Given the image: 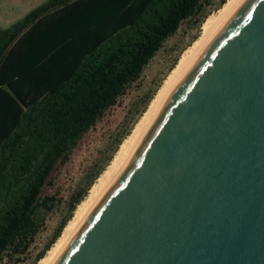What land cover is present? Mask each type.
<instances>
[{
  "label": "water",
  "instance_id": "1",
  "mask_svg": "<svg viewBox=\"0 0 264 264\" xmlns=\"http://www.w3.org/2000/svg\"><path fill=\"white\" fill-rule=\"evenodd\" d=\"M52 264H264V0L226 15Z\"/></svg>",
  "mask_w": 264,
  "mask_h": 264
},
{
  "label": "trees",
  "instance_id": "2",
  "mask_svg": "<svg viewBox=\"0 0 264 264\" xmlns=\"http://www.w3.org/2000/svg\"><path fill=\"white\" fill-rule=\"evenodd\" d=\"M208 2L45 0L0 26V263L28 249L55 206L48 188L56 171ZM106 165L70 196L67 214L28 264L46 255Z\"/></svg>",
  "mask_w": 264,
  "mask_h": 264
},
{
  "label": "rangeland",
  "instance_id": "3",
  "mask_svg": "<svg viewBox=\"0 0 264 264\" xmlns=\"http://www.w3.org/2000/svg\"><path fill=\"white\" fill-rule=\"evenodd\" d=\"M219 1L209 0L198 15L182 22L178 30L165 40L163 46L144 67L140 77L128 86L126 93L119 98L117 104L111 107L97 125L84 136L70 160L55 173L53 185H50L48 192L57 197V202L45 215L33 242L24 253L8 256L0 264H28L42 249L67 214L70 196L84 187L94 171L105 164L107 169L121 146L119 144L120 146L116 147L118 139L123 138L128 130L133 131L146 111L142 112V109L148 98L151 97L152 101L158 93L182 53L201 34L202 25L208 16L215 14L222 7L221 5L217 8ZM41 2L42 0H31L30 4L34 6ZM22 14L19 13L18 17H12L5 22L1 21L0 26L2 28L11 26ZM151 101H148V106Z\"/></svg>",
  "mask_w": 264,
  "mask_h": 264
},
{
  "label": "bare ground",
  "instance_id": "4",
  "mask_svg": "<svg viewBox=\"0 0 264 264\" xmlns=\"http://www.w3.org/2000/svg\"><path fill=\"white\" fill-rule=\"evenodd\" d=\"M242 1L243 0H227L215 14L208 16L204 21L201 34L182 53L177 64L165 79L160 90L150 102L148 108L137 122L133 131L122 142L112 162L99 177L98 181L91 187L89 195L77 206L73 217L68 221L57 241L37 264H52L58 254L68 244L73 237L74 232L91 211L93 204L127 164L134 153L145 128L152 121L164 100L201 55L219 26L226 19V15L237 9Z\"/></svg>",
  "mask_w": 264,
  "mask_h": 264
},
{
  "label": "crops",
  "instance_id": "5",
  "mask_svg": "<svg viewBox=\"0 0 264 264\" xmlns=\"http://www.w3.org/2000/svg\"><path fill=\"white\" fill-rule=\"evenodd\" d=\"M44 1L45 0H42V2ZM30 2L31 0H0V24L1 21L5 22L11 19L12 17H18L19 13H23L22 16L14 20V22H16L21 17H23L28 11L38 5L37 4L33 6L30 4Z\"/></svg>",
  "mask_w": 264,
  "mask_h": 264
}]
</instances>
